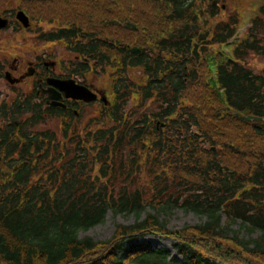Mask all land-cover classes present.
<instances>
[{
    "label": "trees",
    "instance_id": "obj_1",
    "mask_svg": "<svg viewBox=\"0 0 264 264\" xmlns=\"http://www.w3.org/2000/svg\"><path fill=\"white\" fill-rule=\"evenodd\" d=\"M19 1L87 64L140 76L119 79L118 104L72 139L55 123L14 131L0 106V264H264V71L244 62L264 58V6L228 61L221 45L240 11L235 3L229 14V0ZM15 107L28 113L27 101ZM63 112L47 109L24 125ZM148 209L205 221L168 229ZM108 212L135 222L106 241L79 237ZM236 223L260 234L252 248L222 234ZM145 237L169 239L181 260L132 243Z\"/></svg>",
    "mask_w": 264,
    "mask_h": 264
},
{
    "label": "rangeland",
    "instance_id": "obj_2",
    "mask_svg": "<svg viewBox=\"0 0 264 264\" xmlns=\"http://www.w3.org/2000/svg\"><path fill=\"white\" fill-rule=\"evenodd\" d=\"M227 1V0H226ZM264 0H229L228 6H231L228 8L229 14L234 13L233 7L236 3V8H241L242 12H245V15L243 16V19L249 18V15H253L256 13V7L259 6L261 3H263ZM20 1L19 0H0V14L3 15L5 13H8V15H14V12L17 11V9H20L21 11H25L20 8ZM255 7V8H254ZM25 13V12H24ZM249 14V15H247ZM242 24V23H241ZM42 29H44V32L48 33L51 32L53 27L56 28V25L47 23V22H41L40 23ZM14 24L7 29H1L0 30V68L2 67L4 70L8 68L10 63L15 58L21 59L22 65H20V69L18 74L24 73L26 71V61H32L36 62L37 56H40L43 52H50L51 50H48L49 47H52V50H56V52L63 57L64 60H72V55L68 52L64 51L61 45L54 44V43H48V42H42L38 41L36 35L30 34L24 30H17L16 32L14 29ZM264 33V32H262ZM44 50V51H42ZM46 50V51H45ZM40 51V52H39ZM245 68L249 70L251 73L259 74L261 71H264V58L258 55H255L253 53H249L247 56H245ZM112 69H105V72H101L98 74V79L94 81L95 86L98 88L99 91H106L107 89V82H108V75L111 74ZM15 74V75H18ZM130 76V72H129ZM131 76L133 81L137 82L139 79L140 73L134 72V74L131 72ZM22 81V79H21ZM20 81V82H21ZM18 82V83H20ZM16 83V84H18ZM109 83V82H108ZM15 84V83H13ZM32 85V79H28L25 82L18 84L17 88H21L20 94L25 95L30 94ZM12 86V85H11ZM10 86L7 81L1 77L0 78V106L5 105V108H11V103L16 99V90ZM106 89V90H105ZM104 93L100 92V100L104 98ZM130 97H133V94L130 95ZM102 104H92L91 106L84 109L81 117H80V128L82 131L80 132V135H85L86 132L91 131L93 129V126L90 125V122H93V116L101 110ZM127 106L133 111H135V103L133 100H130L127 102ZM151 109V107H149ZM82 112V109H81ZM97 115V114H96ZM22 117V115H20ZM20 116H17V119L15 120V123L18 124V119ZM25 117V116H24ZM46 118L48 120H46ZM45 120L40 123L32 126L31 128H27L24 123H22L20 127V131H26L28 134L32 133H38V131H46L50 127V130L54 129L53 123L55 125L57 124V133L60 135L63 128L64 122L61 118H51L46 117ZM12 120V118H11ZM100 119L96 121L97 125L100 126L102 123H99ZM28 122V121H27ZM92 123V124H96ZM79 129H74L72 138H74L77 134ZM80 131V130H79ZM77 137V136H76ZM71 138V139H72ZM73 142V141H71ZM68 146V145H67ZM72 148V147H70ZM149 213L152 215H157L159 220H161L164 225L168 229H181L185 226H194V225H200L205 221V218L196 216L195 214L191 212H183L181 209H175L172 213H161L160 211H155L152 209H148L144 214ZM145 215H142L144 217ZM135 222L133 215H126V214H112L111 212H108L105 218L104 223L97 225L88 231L84 233H80V238H90L93 241H106L108 240L117 225H129ZM222 234L229 237H235L237 238L241 243L245 244L246 247L252 248L254 245L253 241L256 240L260 234L259 233H253L249 234L245 229H241L239 227V223L233 224L230 227L222 230ZM133 244H146L150 245L151 249H160L165 250L169 252V258H175L177 260H181V256L178 254L177 250L173 249L172 244L173 242L169 239L164 238H156V237H145L141 238L137 241L132 242ZM131 243L125 244L123 249H127Z\"/></svg>",
    "mask_w": 264,
    "mask_h": 264
},
{
    "label": "flooded vegetation",
    "instance_id": "obj_3",
    "mask_svg": "<svg viewBox=\"0 0 264 264\" xmlns=\"http://www.w3.org/2000/svg\"><path fill=\"white\" fill-rule=\"evenodd\" d=\"M18 11L21 10L17 9V11H15L14 15L12 16L8 15V13L3 15L0 14V18L5 19L8 22L7 25L4 28H0V30L10 28L14 24L12 29H14L15 32L17 30H24L30 34L36 35L38 41L61 45L64 51L72 55V60H64L63 57H61L56 52V50H52V47H54L52 46L48 48V50H51L50 52H43L40 54V56H37L36 62L26 61V71L24 73L18 74L20 65H22L21 59L19 58L13 59L7 69L4 70L1 67L0 78L3 77L7 83L10 84V86L12 85L11 87L13 88V93L14 90H16V99L11 103V108L5 109V122H7V124H11L13 127L17 125L15 123L17 115L13 109L15 103V109L21 110L24 101H27L29 113L33 116L34 120L38 119L39 114L45 112L47 109L64 111L62 120L66 122L63 123L66 130V135L71 134L69 132L71 129H79L81 132L82 129L80 128V117L84 109L91 106L92 104L98 103L102 104L101 110L96 113L97 115L95 114L93 116V122H90V124L96 123V121L100 119L101 113L109 108L108 103L110 93L112 91L119 92L125 84H121L118 81L114 84L116 88L113 86L109 87V85H107V90L105 89V92L99 91L95 86L94 81L98 79V74H100L102 71L98 66H96V62H90L87 64L85 59L82 60L79 55H74L70 50H68V46L65 45L62 39L53 41L50 40V34H55V28L53 27L51 32H44V29H42L39 21L29 18L26 13L25 15L27 16L28 25L27 27H24V25L16 18V13ZM7 73L10 74L11 79H19L20 81L22 79V81L18 84H21L31 78L32 91L30 94H20L21 88L14 87L18 84L10 83L6 79L5 76ZM116 79L119 80L121 77ZM74 86H80L85 94L89 93V95L93 98L89 101H86L67 96V94L70 93V88ZM47 90H52L51 94L46 93ZM100 92L104 93L105 97L103 100H100ZM57 94L60 97L58 99H52V95L55 96ZM54 101H57L58 104L63 106L52 105ZM79 134L80 133H77L76 135Z\"/></svg>",
    "mask_w": 264,
    "mask_h": 264
},
{
    "label": "water",
    "instance_id": "obj_4",
    "mask_svg": "<svg viewBox=\"0 0 264 264\" xmlns=\"http://www.w3.org/2000/svg\"><path fill=\"white\" fill-rule=\"evenodd\" d=\"M16 18L24 25V27H27L28 23H27V17L25 16V14L22 11L17 12L16 14ZM7 24L6 20H1L0 19V28H3L5 25ZM134 52H138L137 50H133ZM6 79L10 82V83H18L20 80L18 79H11L10 74H6ZM77 87V88H76ZM64 88V87H63ZM52 90H47L46 92L51 94ZM67 96H71L73 98L76 99H82V100H86L89 101L91 100L93 97H91L89 95V93L85 94L82 90L81 87L78 86H74L70 88V93L67 94ZM60 96L57 94L55 96L52 95V99H58ZM52 105H58L57 103H52Z\"/></svg>",
    "mask_w": 264,
    "mask_h": 264
}]
</instances>
